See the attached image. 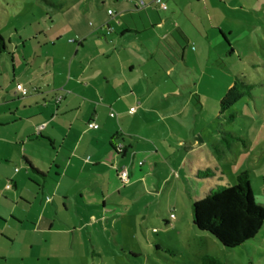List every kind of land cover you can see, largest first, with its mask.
I'll return each mask as SVG.
<instances>
[{
  "label": "crops",
  "instance_id": "obj_1",
  "mask_svg": "<svg viewBox=\"0 0 264 264\" xmlns=\"http://www.w3.org/2000/svg\"><path fill=\"white\" fill-rule=\"evenodd\" d=\"M161 1L166 10L154 0H48L44 22L33 20L29 50L16 34V54L21 53L26 67L24 72L16 68L12 85L22 84L29 94L22 97L16 89V101L4 97L0 102V132L16 128L11 137H0V163L9 165L5 150L16 147L19 167L5 186L7 192L15 191L16 216L0 214V224L14 222L16 237L29 226L34 233L46 234L39 239L44 248L74 249L77 241L84 245L86 239L79 233L89 228L109 232L117 219L124 221L133 202L143 209L151 194L159 195L158 181L165 188L171 179L159 167L175 165L170 162L176 157L175 148L180 154L178 146L190 145L192 151L199 147L196 139L175 144L164 129L156 132L159 142L146 136L143 129L149 131L154 124L148 97H142L143 83L161 80V63L168 79L175 78L177 70L188 71L184 56L190 52V32L196 29L210 43L204 19L211 15L209 2L227 6L229 0ZM234 1L233 7H238L240 0ZM224 33L219 29L231 48ZM168 51L178 56L176 62L169 59ZM5 55L12 60L7 48L0 62L8 58ZM42 85L45 97L40 96ZM28 87L35 88L34 97ZM157 115L163 125L164 115ZM90 123L98 129H90ZM171 132L174 135L173 128ZM122 170L128 172L127 184L119 179ZM206 184L210 188L203 193L218 187ZM108 214L115 215L113 221ZM164 222L168 225V218ZM5 238L10 239L2 229L0 239ZM38 255L36 261L42 257L50 261L52 256ZM97 256L102 258L99 253L92 258ZM0 264L7 263L0 258Z\"/></svg>",
  "mask_w": 264,
  "mask_h": 264
},
{
  "label": "rangeland",
  "instance_id": "obj_2",
  "mask_svg": "<svg viewBox=\"0 0 264 264\" xmlns=\"http://www.w3.org/2000/svg\"><path fill=\"white\" fill-rule=\"evenodd\" d=\"M46 2L48 0H0V36L12 55V60L5 55L8 58L0 62L1 103L4 97L9 101L18 99L17 84L12 85L13 75L16 80V68L24 72L26 67L21 53L16 54V34L29 50L35 28L33 20L44 22ZM229 2L227 6L209 2L211 15L204 19L210 43L208 38L201 39L196 29L190 32L193 40L190 52L184 56L188 71L177 70L175 78L168 79L161 63V80L143 83L142 97H148L150 123L154 124L149 131L143 129L146 136L159 142L156 132L164 129L175 144L178 140L192 143L196 139L199 146L194 151L190 145L178 146L180 154L175 148L172 156L176 157L170 158L175 165L168 162L166 167H159L164 177L171 178L165 188L162 181H158L159 195L151 194L148 206L143 209L133 202L125 212L124 221L117 219L109 232L89 228L88 232L79 233L86 242L82 245L77 241L74 249L65 245L61 251L51 245L44 248L39 239L46 234L34 233L29 226L16 237V224L7 221L8 225L0 224V230L4 229L14 244L7 241L10 239H0L1 259L7 264H201V258L210 255L223 264H264V226L253 241L229 249L192 224V205L210 188L206 182L218 187L234 186L236 176L245 171L250 172L253 198L264 209V0H240L238 7H233L237 6L234 0ZM201 7L202 4L198 11ZM218 28L224 30L231 48L223 42ZM181 41L185 46V41ZM177 52L180 57L182 49L178 48ZM167 53L170 60L177 61L178 56ZM234 83H242L241 91L246 95L222 112L220 102ZM42 88L40 96L45 97L44 85ZM29 89L34 97L35 88ZM11 106L16 103L3 108L7 110ZM158 113L165 117L163 125ZM171 128L179 139L174 138ZM15 129L0 132V137H11ZM4 156L10 159L9 165L0 163V214L16 216L15 191L5 190L9 177L16 175V168L19 169L16 147H8ZM215 177L223 180L218 183ZM204 180L205 183H200ZM152 186L156 192V185ZM141 209L145 214L144 223ZM114 217L108 214L109 221ZM165 218L169 220L168 225ZM38 253L44 257L52 255L50 261L43 257L36 261ZM93 253L101 254L102 258L97 256L94 260Z\"/></svg>",
  "mask_w": 264,
  "mask_h": 264
},
{
  "label": "trees",
  "instance_id": "obj_3",
  "mask_svg": "<svg viewBox=\"0 0 264 264\" xmlns=\"http://www.w3.org/2000/svg\"><path fill=\"white\" fill-rule=\"evenodd\" d=\"M6 53L7 45L0 36V58ZM242 86V83H234L227 91L220 102L222 112L246 95V92L241 91ZM192 224L197 230L210 234L223 247L229 249L238 248L256 239L264 226V209L253 198L250 172L238 174L234 186L216 187L195 200L192 205ZM201 264L223 262L205 255L201 258Z\"/></svg>",
  "mask_w": 264,
  "mask_h": 264
},
{
  "label": "built area",
  "instance_id": "obj_4",
  "mask_svg": "<svg viewBox=\"0 0 264 264\" xmlns=\"http://www.w3.org/2000/svg\"><path fill=\"white\" fill-rule=\"evenodd\" d=\"M154 3L156 5H158L160 8H162L163 10L167 9L166 4L163 3L161 0H154ZM141 5L144 6L145 4L143 2H141ZM109 14L112 15V11H109ZM16 89H17V92H19L22 97H26L29 94L28 90L22 84H17ZM134 111H135V109H131L130 113H133ZM114 116H115L114 113L110 114V117H114ZM88 127L90 129H98V125H96L95 123H90L88 125ZM119 151L121 152V150H119ZM119 179H120L121 183L127 184L128 180H129L128 172L126 170L120 171L119 172ZM8 187H10V185Z\"/></svg>",
  "mask_w": 264,
  "mask_h": 264
}]
</instances>
